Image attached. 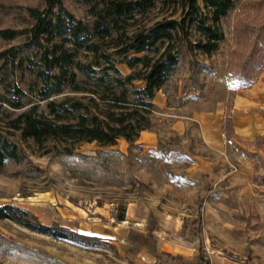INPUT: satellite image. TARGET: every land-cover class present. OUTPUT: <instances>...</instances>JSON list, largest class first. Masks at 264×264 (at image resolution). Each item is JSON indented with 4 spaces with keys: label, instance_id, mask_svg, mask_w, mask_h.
<instances>
[{
    "label": "rangeland",
    "instance_id": "obj_1",
    "mask_svg": "<svg viewBox=\"0 0 264 264\" xmlns=\"http://www.w3.org/2000/svg\"><path fill=\"white\" fill-rule=\"evenodd\" d=\"M61 2L88 27L104 53L116 50L132 33L165 20L179 22L186 13L179 0H156L143 11L113 18L105 16L101 3ZM197 4L196 18L208 16L202 0ZM33 7L42 8V0H0V30L27 27L26 9ZM113 19L117 24L110 28ZM217 29L221 39L209 54L194 48L202 40L194 23L186 28L185 39L180 34L173 38L177 64L151 100L147 129L131 144L122 139L107 147L79 143L68 145L70 154L62 153L64 142L35 143L8 129L7 122L19 111L0 107V134L18 152V160H7L0 169V206L18 207L44 226L85 238L56 240L0 220V264H141L142 257L170 261L154 250L148 231L164 212L175 217L184 246L195 241L198 256L264 264L263 102L241 104L240 115L232 113L238 93L264 84V0H233ZM21 43L22 37L0 40V52ZM165 45L160 41L150 52L127 57L156 58ZM112 58L119 62L122 57ZM116 67L122 75L130 72L123 64ZM10 78L18 84L17 71ZM44 105L37 111L46 113ZM237 117L240 135L232 123ZM219 125L221 143L211 148L203 130L213 132ZM136 203L151 214L143 228L124 219ZM121 212L124 220L119 222Z\"/></svg>",
    "mask_w": 264,
    "mask_h": 264
},
{
    "label": "trees",
    "instance_id": "obj_2",
    "mask_svg": "<svg viewBox=\"0 0 264 264\" xmlns=\"http://www.w3.org/2000/svg\"><path fill=\"white\" fill-rule=\"evenodd\" d=\"M104 5L106 17L129 16L153 6L156 0H84ZM233 0H202L208 16L198 20L197 0H179V20L157 22L147 30L132 33L111 53L100 52L88 27L76 20L61 0H42V8H27L31 23L21 30L1 29L0 40L9 42L22 37V43L0 52V107L19 113L7 122V128L18 131L23 139L35 143L47 140L64 142L62 153L70 154L68 145L96 143L113 146L119 139L131 144L148 127L153 111L151 100L167 81L177 64L172 41L194 23L202 37L194 48L209 54L221 39L217 22L232 7ZM187 21L188 17H192ZM117 22L111 20V26ZM104 31L109 34L107 28ZM166 43L156 58L130 57L129 54L150 52L160 42ZM26 53L23 56H18ZM27 53H33L35 61ZM112 55L122 57L119 62ZM82 58L86 60L82 61ZM17 63L15 64V62ZM26 63V66H23ZM130 72L122 75L116 64ZM18 72V84L10 77ZM25 77L28 80L24 82ZM139 82L141 87L135 86ZM23 87H26L25 89ZM65 94L64 96H61ZM78 95V96H76ZM61 96L59 100L52 99ZM44 103L46 113L38 112ZM7 160H18L16 146L0 134V169ZM151 218V214L149 216ZM0 220H8L30 231L56 240H83V236L56 226H44L27 211L11 205L0 206ZM123 221V213L116 216ZM150 227L148 231H152ZM175 264H189L180 257H169ZM200 264H207L199 258Z\"/></svg>",
    "mask_w": 264,
    "mask_h": 264
},
{
    "label": "crops",
    "instance_id": "obj_3",
    "mask_svg": "<svg viewBox=\"0 0 264 264\" xmlns=\"http://www.w3.org/2000/svg\"><path fill=\"white\" fill-rule=\"evenodd\" d=\"M258 100L262 101V105L264 106V84H258L254 88L250 90H246L243 93H238L236 95V99L234 101V105L232 107V113L240 115V105L245 104L248 105L250 103H255ZM234 128L236 132L240 135V117H237L232 121ZM204 140L205 143L208 146H217L221 143V129L220 125L214 130L213 132H210L207 129H204ZM142 133V132H141ZM211 147V148H212ZM128 210V209H127ZM125 212L124 219H128L131 223L136 225L139 228H143L146 225L147 218L149 216V210L146 208V206L143 203H136L132 207L131 216L128 217V211ZM170 219V220H168ZM175 217L173 215H170L166 212L160 213V218H156V228L150 231L149 235L154 238V250L157 252H160L162 256L165 258L169 257H180L183 259L186 263L189 264H200L199 258L201 260H204L207 262V264H244L240 261H232L228 260L223 257L219 256H206V257H200L198 256V253L195 251L196 244L195 241L187 242V247L183 244L185 241L183 239L178 237V226H175V222H173ZM126 223V222H123ZM169 234L170 237L167 236ZM175 237L180 239V242L182 244H179L174 242ZM169 238V240L167 239ZM179 241V240H178ZM173 242V243H172ZM154 251V252H155ZM141 264H172L171 261L166 260H159L155 258H141Z\"/></svg>",
    "mask_w": 264,
    "mask_h": 264
}]
</instances>
